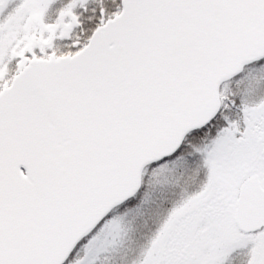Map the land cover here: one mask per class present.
I'll return each mask as SVG.
<instances>
[{
    "label": "snow or ice",
    "instance_id": "6c2138e0",
    "mask_svg": "<svg viewBox=\"0 0 264 264\" xmlns=\"http://www.w3.org/2000/svg\"><path fill=\"white\" fill-rule=\"evenodd\" d=\"M0 264H264V0H0Z\"/></svg>",
    "mask_w": 264,
    "mask_h": 264
}]
</instances>
